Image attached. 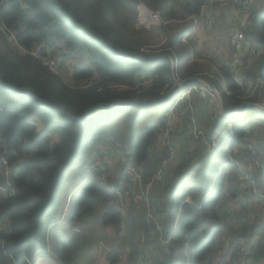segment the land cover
Masks as SVG:
<instances>
[{
  "label": "trees",
  "instance_id": "trees-1",
  "mask_svg": "<svg viewBox=\"0 0 264 264\" xmlns=\"http://www.w3.org/2000/svg\"><path fill=\"white\" fill-rule=\"evenodd\" d=\"M171 1L0 0V156L12 169V187L5 191L2 189L5 168L0 167V222L11 227L0 239V264L9 260L12 264H36L39 251L47 247L46 231L65 219L62 215L57 220L53 214L60 192L71 182L79 181L85 169L89 171L87 176L71 191L70 214L65 223L76 222L96 205L106 204L103 223L118 232L122 230L116 188L107 190L101 181L102 173L99 169L91 170V164L108 144H119V148L124 145L122 121L126 122L128 137H132L145 110L155 103H123L101 111L99 107L123 98L172 93L178 81L194 76L207 79L219 88L210 78L209 67L172 54L180 35L176 38L179 41L166 39L160 50L146 51L147 30L135 25L139 3L159 10L163 18L173 19L196 14L202 6L201 0H174L182 7L177 12ZM252 20L255 27L250 36L259 43L260 51L251 61L248 74L253 80L260 78L264 82L262 7L256 6ZM161 27V32L167 35L168 29ZM54 45L61 49L64 64L75 62L69 82L42 60ZM38 47L40 57L32 54ZM218 69L230 91L218 89L229 111L245 100L256 102L255 96L246 98L249 88L234 81L229 65L223 64ZM151 78L154 79L151 87L137 88L139 83ZM12 84L31 92H21ZM48 100L60 105L69 115ZM246 107L252 106L245 104L233 122L218 115L208 140L220 129V143L207 162L200 158L195 161L197 155L185 151L181 164L165 177L166 186L161 187L160 196L153 197L160 213L163 202L169 205L168 220L163 221V226L164 236L170 237L171 242L167 250L160 249L161 264L167 260L171 264H237V252L224 254L222 245L227 238L232 244L241 239L250 242L257 233L255 258L264 253V219L256 221L257 213L255 217L252 215L246 196L239 200V167L227 162L235 148L248 143L258 146L252 120L241 117ZM121 112L125 115L119 117ZM165 117L166 114L161 115L156 122L142 128L126 154V163L141 170L144 183L158 172L165 156V148L158 146ZM259 158L262 169L256 175L253 171L249 174L261 188L264 187V155ZM189 195L193 203L184 201ZM195 197H199L197 201ZM142 225L147 227L145 219ZM156 242L163 245L161 241ZM135 244L132 261L136 255ZM171 245L179 252L176 259ZM109 258L111 264H117L120 255L114 250Z\"/></svg>",
  "mask_w": 264,
  "mask_h": 264
},
{
  "label": "rangeland",
  "instance_id": "rangeland-1",
  "mask_svg": "<svg viewBox=\"0 0 264 264\" xmlns=\"http://www.w3.org/2000/svg\"><path fill=\"white\" fill-rule=\"evenodd\" d=\"M138 5L141 8V11L137 16L135 25L138 28H144L145 30H147L146 36H147V44L149 46L148 48H145L147 52H155L154 50H160L161 43H165L166 39L169 40L170 38L171 39L173 38L174 40V38L176 39L177 36L180 35V41L176 39V41H179V43H176L172 47L171 50L172 54L175 57L180 56L183 59H190L193 57L199 43L198 42L195 43L194 41H192L185 32L186 29L187 30L193 29V27H191V29L187 28L192 24L189 19L190 17L189 15L181 19H173L169 17L163 18L159 10L152 9L147 5H145L144 3H139ZM143 5H145L148 9L152 11H158L165 23L153 24V25L142 24L141 16L143 13L142 11ZM171 5L173 6V8H175L177 12L182 11V7L179 4H176L174 0L171 1ZM250 22L254 23L252 19L250 20ZM161 25H164L165 28L168 29L167 35L161 32L162 29ZM169 34L172 36H170ZM7 37L11 40L10 36ZM225 40L226 37H223L221 39L224 50H226L228 47V45H226ZM150 44H153L155 46L151 47ZM59 51L62 55L61 49H59ZM74 63H75L74 61H67L66 64H64L63 61L61 66L58 68V72L56 73L61 75L65 80H67V82L71 81L70 75ZM210 78L213 83L219 86L218 89L222 91L221 89L223 88L220 86L219 78H217V76H213V77L211 76ZM202 80L205 79L202 78ZM252 81H253L252 82L253 85L247 86L250 87L249 88L250 90H253L255 85H257V80L255 81L252 79ZM199 84L201 85L200 87L196 86L198 91L199 90L204 91L205 94L209 95L211 99L212 92L210 87L206 84L205 81H203V83L200 82ZM194 91L195 89H192L190 94L184 92L182 96L175 99V102H172V100H163L149 106L145 110L141 119L139 120L138 126H136L135 130L132 133V137L130 138L128 137L127 134L128 131H127L126 122L125 120L122 121L120 126L122 133L126 137V141L124 145L123 144L121 145L122 146L121 148H119L118 146L119 144H117V146L113 148V151L115 152L114 153L115 160L117 161V159H120L121 157L122 160L126 158V155L122 154L121 151L127 154L129 147L138 138L142 128H144L146 125L156 122L161 115L167 113L165 117V121H166L169 117V113L172 112V117L175 114L173 120L177 119V121L174 124V130L172 132V142L175 144L177 148L178 156L181 157L180 153H182L183 150L185 149L184 151H189L191 154L194 153L197 155L196 157H194L195 161L199 160L200 158L203 161L207 162L208 158L210 157V154L214 151V148L217 147L220 143V139H219L221 135L220 129L215 130V133H213L211 136V140H208V137L210 136V132L213 131V125L215 123L216 117L218 115H222V112H220L221 107L219 105L216 108V112L213 111L212 108L206 109L207 113H205L206 115L203 117L202 116L203 113L201 114L202 111L198 110L201 99L197 97H194L193 99V96L189 97L191 94L194 93ZM194 96H196V93L194 94ZM251 106L252 107L244 108L241 117L244 118L245 120H249V121L252 120L251 122L253 123L252 127H254L255 129L254 131L256 134L254 139L258 141V146L253 143H248L243 148V155H237L235 152H233V154L229 155V159H228L229 161H227L228 163H236L239 167L238 177L239 176L242 177L241 179L239 178V182H240L239 200L244 199L245 196L247 198L251 197L248 194L249 189H247V184L249 182H251L254 185V187H256L257 189H264V187L260 188L257 182L252 180L251 174H249V171H253L255 173L254 175H256L260 172V170L263 167L259 155H264V105H261V108L255 105H251ZM187 112H190V114L187 115ZM192 113L196 114L197 126L202 131V136L199 139H195V140L191 138L188 129V125L190 123V115ZM182 114H184L185 117L184 123L181 122L180 120ZM124 115L125 112H121L118 116L122 117ZM233 118L230 119L232 122H233ZM250 145L253 147L251 151H248L249 152L248 155L247 151L245 150V147L248 148V146ZM158 146L159 148H164V146L160 141V136L158 140ZM183 156L185 155L183 154ZM116 161L115 163H117ZM180 161L182 160L179 158L176 162H174L173 165L169 168V171L172 169V167L174 166L177 167L179 164H181ZM252 161H254L253 165L251 164ZM93 163L94 162H92L91 164L92 167L94 166ZM124 164L125 166L129 165L126 163V160ZM240 166L243 167V170H241ZM88 172H89L88 169L81 171L79 181L75 180L71 182V184L65 186L63 190L60 192L57 199V204L55 205L53 210V214L56 216L57 220H59L62 215L63 218L65 217V219L63 221L61 220L58 224L51 226L46 231L47 247L45 250L39 251V254L36 259V264H111L109 255L114 250L117 251L120 255V260L117 264L131 263L134 252L133 246L135 243L141 240V232L145 230V226L142 225V221L146 218V210L143 203L139 200L141 195L139 191L134 190L133 193H131L128 203L125 206L124 212L120 211L119 204L117 203V207L123 217V225H122V230L120 232H118L113 226L105 225L103 223V215L105 212L106 204L96 205L95 209L92 212L88 213L82 219L76 222L70 221L67 224L65 223L70 214V197L72 195L71 191L73 190L74 185L82 182V179H84L87 176ZM118 175H120V173ZM118 178L119 176H117L114 179V177H112L111 174V177L109 175L106 181H108V183L112 187H115ZM164 183L165 182L159 183L157 185V188L153 190L152 193H154V197H157L156 195L160 196L159 194L161 187L166 186ZM186 198L191 200L190 203H193V198L191 195L187 196ZM198 198L199 197H195V201H197ZM154 203L157 206V203L155 201ZM168 210H169L168 203L163 202V206L161 210L164 215L163 218L162 213H160L159 208L157 206V211L159 212V218L162 222L164 220L165 222H167ZM235 211H236L235 217L237 218V214L239 213L238 208H236ZM257 214H263V213L257 212ZM247 215L248 217H251L249 213H247ZM224 235H226V233H224ZM55 236H60V237H55ZM218 258L219 256L217 257V259ZM5 264H12V261L9 260ZM165 264H169V262Z\"/></svg>",
  "mask_w": 264,
  "mask_h": 264
},
{
  "label": "built area",
  "instance_id": "built-area-1",
  "mask_svg": "<svg viewBox=\"0 0 264 264\" xmlns=\"http://www.w3.org/2000/svg\"><path fill=\"white\" fill-rule=\"evenodd\" d=\"M202 6L196 14L189 15L191 25L212 27L219 22L217 9L232 7L237 10L239 19L236 24L228 31L229 45L232 50L231 61L227 64L231 69V74L236 83L242 86H251L253 85L252 79L247 76L244 71H241L242 66L247 56L256 57L260 51V45L257 41L253 40L249 35L254 28V23L250 22L252 19V14L254 11L255 0H201ZM141 11V8H140ZM142 16L141 23L144 25H153V24H163L165 23L161 18V15L158 11H152L148 9L145 5L142 6ZM12 35V34H11ZM14 36V35H12ZM48 56L42 57V60L45 65H47L52 71L58 72V68L63 63V57L57 46H50L48 49ZM36 57H40L39 47L35 49L32 53ZM154 79H145L143 83H139L137 88L141 85L145 88L151 87ZM224 89L227 93L230 91L227 89L225 81ZM250 88V87H248ZM192 89L198 90L196 86L190 87L186 93L190 94ZM164 93V92H162ZM202 94L205 95V92L202 91ZM202 95V96H203ZM211 97H214L216 100L217 97L211 94ZM217 101V100H216ZM245 103H241V106H244ZM260 103L257 104L261 108ZM172 118V119H171ZM189 134L192 139H199L202 136V131L197 126L196 114L192 113L190 115V123L188 125ZM174 130V122L172 117V112H170L168 119L164 122V127L160 134V141L165 148V156L163 157L158 172L150 179L148 183L143 182V174L141 170L136 165H127L124 166L120 172L119 178L116 181V186L112 187L107 180V177L110 175L108 165V155L106 152H103L91 165V170L99 169L102 173L101 181L103 182L105 188L109 191H112L116 188V195L118 198V204L120 211H125V206L128 203L129 197L134 190L140 192V201L143 203L146 210V228L143 230L141 240L136 246V255L132 261V264H161L162 257L159 254L152 255L148 246L149 243L155 241H161L163 245L167 246L171 242L170 237L164 236L165 226L159 218V212L157 211V206L154 203V193L153 190L157 188V185L164 181L165 177L168 174L169 168L176 161L178 154L175 144L172 142V132ZM253 146L245 147L247 154L248 151L252 150ZM226 149L230 150V146L226 145ZM244 145L234 149V152L237 155H243ZM253 162L251 164L253 165ZM4 166L5 168V183L2 187L3 190L8 191V188L12 187L10 181V174L12 172L11 166L3 156H0V167ZM241 170H243V167ZM7 169V170H6ZM241 179L242 177L239 176ZM8 187V188H7ZM247 189H249L248 204L251 210L254 212V215L258 212L263 214L256 215V221L259 219H264V189H257L254 185L249 182L247 184ZM11 194H14V189H11ZM137 201V199H136ZM185 202L190 203L191 200L186 198ZM153 225V226H151ZM10 225L4 222H0V239L2 236L10 231ZM259 233H257L250 242H247L244 239H241L239 242L232 244L230 240H226L222 245V253L229 254L232 251H236L238 254L237 264H264V253L259 258H255L254 248L256 241L258 240ZM154 239V240H153ZM153 250V249H152ZM171 250L174 255V259L179 257V252L176 249L175 245H171ZM30 262V261H29ZM170 262V261H169ZM171 263V262H170Z\"/></svg>",
  "mask_w": 264,
  "mask_h": 264
},
{
  "label": "crops",
  "instance_id": "crops-1",
  "mask_svg": "<svg viewBox=\"0 0 264 264\" xmlns=\"http://www.w3.org/2000/svg\"><path fill=\"white\" fill-rule=\"evenodd\" d=\"M256 6L263 8L264 7V0H255L254 8H256ZM217 12H218V17H219V22L215 26H212V27L189 26V27H187L188 29H191V27H193V29L192 30L186 29L185 32H186L187 36H189L192 41H194L195 43H197V42L199 43V45L197 46V50H195L193 57L190 58L189 60L199 62L202 65H205L206 66L205 68L209 67L212 71L210 73V76H212V77L217 76V78H219V80H220L219 83H220L221 87L224 88L225 85L223 82V78H222L218 68L220 66H222L223 64H228L231 61L232 50H231V47L229 45L228 31L230 29H232V27L236 24L237 20L239 19V16H238L237 10L232 8V7L219 8V9H217ZM249 35H251V30L249 31ZM223 37H226L225 41H226V45H228L226 50H224V47L222 46L221 39ZM255 59H256V57H254V56H247L245 59V62H244V66H242V68H241V71L243 70L244 73L247 76H249L251 79H252V77L248 74V71H250L249 69L251 67V61H254ZM245 70H246V72H245ZM217 91L220 93V91L218 89H217ZM195 93H196V96H194ZM202 95L203 94H202L201 90H199V91L196 90V92L194 91V93L191 94L189 97L193 96V99H194V97L201 99L198 110L202 111L201 114L203 113L202 116L204 117L206 115L205 113H207L206 109L212 108V110L216 112V108H217V106H219V102L216 101L217 99L215 100L214 97H211V99H210L209 95H206V94H205L206 96L205 95L202 96ZM252 96L257 97L256 103L254 105L257 106L258 103L264 105V82L260 78L257 79V85H255L253 90L249 89V94L246 95V98H250ZM189 97H187V98H189ZM166 115H167V113H166ZM174 116H175V114H174ZM180 120H181V122L184 123V120H185L184 114H182ZM176 121H177V119L173 120L174 124ZM252 126H253V123H251V128L254 129V127H252ZM115 147L116 146H114V145L108 144L107 148H104L102 150V153L106 152L108 155V165H109V168L111 169L112 177H114V179L117 176H119L118 174L121 172V169L125 166L124 163L126 160V158L124 160H122V157L121 158L119 157L120 159H117V161L115 160V156H114L115 152L113 151V148H115ZM184 150H183V152H185ZM183 152L180 153L181 157L178 156L176 161L179 158L183 161ZM121 153L126 155V153H124L123 151H121ZM115 161L117 163H115ZM182 161H180V162H182ZM174 167H172V169ZM162 216L164 218L163 212H162ZM155 242L156 241L154 240L152 242V244L149 243L148 248H149L150 252L152 253V255H155L157 253L160 256H163V252H161L160 249L162 247L166 249V246H162L160 242H156V243ZM137 244H139V243L137 242L135 244V247L138 246ZM167 262H169V260H167L165 263H167ZM161 263H162V261H161ZM130 264H132V260H131ZM169 264H171V263L169 262Z\"/></svg>",
  "mask_w": 264,
  "mask_h": 264
},
{
  "label": "water",
  "instance_id": "water-1",
  "mask_svg": "<svg viewBox=\"0 0 264 264\" xmlns=\"http://www.w3.org/2000/svg\"><path fill=\"white\" fill-rule=\"evenodd\" d=\"M203 81H205L206 84L210 87L212 94L217 97V101L219 102V105L221 107V112H222L223 116H225L227 118H233V117L237 116L242 111L244 106H241V104H238L237 108L234 111H232V112L229 111L226 108L225 103L222 100L221 94L217 91L215 86L210 81H208L207 79L202 80V78L200 76H194V77H191L189 79L184 80L183 82H179L178 83V88L172 93L161 94L159 96H154V97L123 98V99L114 101L113 103H108L106 105H103V106L99 107L98 111H101L102 109H104L106 107H109V106L121 105L123 103H136V104H139V103H156V102H160V101H163V100H172L173 101L174 99H176V98L180 97L181 95H183V92L188 87H190V86H192V85H194L196 83H200V82L203 83ZM11 86H13L17 90H19L21 92H24V93H30L31 92L29 89H24L22 87H19V86L13 85V84ZM48 102L52 106L57 107L59 109V111H62L63 113L69 115V113H67L60 105H58V104H56V103H54L52 101H49V100H48ZM242 103L252 105V104H255L256 102H251V101L245 100ZM70 117L76 119L74 116H70Z\"/></svg>",
  "mask_w": 264,
  "mask_h": 264
}]
</instances>
